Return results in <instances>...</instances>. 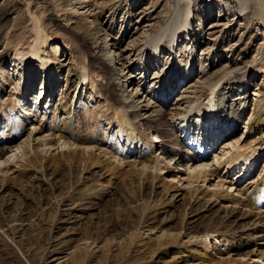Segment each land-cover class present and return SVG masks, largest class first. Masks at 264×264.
Returning <instances> with one entry per match:
<instances>
[{"label": "rangeland", "instance_id": "obj_1", "mask_svg": "<svg viewBox=\"0 0 264 264\" xmlns=\"http://www.w3.org/2000/svg\"><path fill=\"white\" fill-rule=\"evenodd\" d=\"M189 1L199 13L193 21V27H197L198 17L205 19L202 26L204 38L201 42L204 45H200L199 42V45L195 47L197 56H201L202 52L203 56L206 55L212 46L213 49L219 50L217 63L207 72V77H211L214 81L220 75L228 73L224 81L222 80L223 82L221 81L216 87L215 93L221 89V92H226L227 97L230 98L229 104L232 102L235 107L243 108L242 121L239 125L241 131H237L229 140L211 145L207 150L209 166L206 168L208 173L206 180L203 182L201 178H196L197 175L191 169L180 167L181 163L174 161L167 163L160 155L158 140L154 138L155 136H150L151 133L147 127L136 121L137 124L134 123L138 130L145 134L143 139L145 142L148 141V145L152 141L149 147L158 161H161L155 168L152 164L146 172L160 177L162 182L156 181L155 187L148 183L140 189L136 185V179L120 183L113 181L114 185L107 189L108 194L91 201V208L71 204L73 201L71 197L74 194L82 195L87 192V188L92 184L103 183L105 186L108 179L103 176L97 178V169L90 174H79L78 170L69 172L70 190L68 191L67 172L54 175L53 170L48 169L42 177L40 173L22 172L21 166L25 164L19 162L14 165L17 160L12 157L14 161L11 159L4 164L7 169L10 168L9 171L7 174L0 173V177L15 178L21 173H25V177L21 179V184H10L4 190L0 189V264H199V261H190L186 253L194 246H197L199 250L205 248L215 262L235 260V264H264V261L260 262L257 257L249 256L252 251L257 255L260 252L264 253L263 238H257L258 243L255 246L251 239L244 242L237 241L241 236L251 233L245 230L255 227L258 222L263 224L264 221V208L263 214L251 213L252 215L250 214V217L246 219L240 217L245 213V208L241 205L252 193L253 177L256 175V179L257 168H261L264 163V150L257 153L260 159L254 168L244 166L242 161L228 170V165L225 163V158L227 160L239 152L245 155L242 159L250 156L252 152V142L255 139L253 137L246 139V132L250 126L248 119L253 108L252 103L262 101L264 98L263 93L259 91L264 78V26L260 20L252 18L250 11L243 12V16L239 19H237L238 16H231L238 10L239 0ZM260 1L264 5V0ZM104 2L105 0H0V57H3V64L0 66V83H5V92L0 95V121H3L5 115L15 117L12 103L17 102V99L21 97L25 100L34 98L38 80L42 79V72L37 61H33L25 73L21 72L20 66L16 67L19 62L12 63L16 60L15 50L27 49L31 42L30 24L28 22L24 24L30 19V13L40 20L47 35V48L53 64L60 68L58 81L52 69L50 71L53 88L50 90L49 97L45 99V102H48L47 107L43 106L42 109L39 105L38 113L33 115L35 118L23 119L27 125L26 129L32 131L29 140L33 147H36L41 139L52 142L54 136L51 134L53 131L56 134V129H53L65 123L67 116L60 108L65 106L70 98V93L66 94L69 91V70L84 60L90 72L89 66L93 65L91 41L99 40L102 44L104 37L107 36L106 43L110 45V50V47L113 48V41L109 42L110 38L116 36L121 22L125 21L127 24L130 23V27L126 30L131 32L125 41V46L130 44L131 40L137 39L135 42L137 45L132 52L138 55L137 59L147 53L152 55L150 45L145 39L147 35L164 26L173 14L176 3L175 0H113L111 4ZM251 2L253 1L247 3V8L251 6ZM145 8L150 9L146 11ZM126 10L131 16L129 22L125 16ZM219 10H224L220 17ZM222 14L225 16L222 17ZM146 15H151L150 21L148 17H145ZM210 26L216 27L210 30ZM75 27L80 33L87 32L90 36L72 38L70 34ZM139 42L141 45L138 44ZM77 46L80 49H77ZM183 46V44L179 45L175 54L171 53L173 50L165 53L164 63L170 60L171 67L172 63L175 64L176 54L180 62L181 58L187 54ZM158 55L154 58L155 61L157 60V67L154 65L156 69L154 67L151 69L149 78L154 75L155 70H159L160 63L163 64L162 59L159 63ZM96 66L100 68L99 71L90 73L94 88L87 86L86 90L82 86L80 89L79 85L72 94V98L76 95L74 104L77 101L75 108L72 105L69 111V118L73 121L75 143L62 149L52 143L51 146L45 147V150H48L46 158L50 154L57 155L60 152L76 151L77 154L82 148L96 156L102 152L100 158L107 153L102 159H109L111 163L119 161L122 157L116 154L121 153L124 143L108 142V136L111 135L115 141H118L119 133L116 128L109 130V126L107 127L109 111H107V102L102 96L106 91L107 96L115 98L114 89L110 84H106L107 75L104 64L97 63ZM135 74H138V71H135ZM131 76L129 80L136 85V78L139 77L134 74ZM100 85L106 89L101 95ZM13 87L16 89L13 90ZM210 93L205 91L200 101L203 105L200 108L207 107L210 99L214 98ZM176 95L175 93L173 101L176 100ZM84 96L87 100H83ZM5 104H10L8 109L5 108ZM215 104L213 111L220 116V107ZM221 111L225 112L226 108L221 107ZM197 115L196 113L190 119L193 130L191 129L189 134L194 139L195 148L205 151V148L200 146L203 131L202 126L199 128L201 117ZM50 126L51 128L53 126V129ZM26 139L24 135L19 143ZM136 154L138 156L136 161L129 157L117 163L120 171L128 169L126 164H134L135 170L141 168L143 152L139 153L138 150ZM112 155L116 158H112ZM214 156L220 164L216 165L212 162L211 158ZM4 165L0 167L3 168ZM159 168L162 170L159 171ZM241 170H243L242 173ZM170 171L176 178L171 180ZM188 176L191 177L190 182L187 180ZM197 188H199L195 192L197 198L193 202H189L188 197L182 201L175 199V189L192 192ZM213 192L219 193L221 197L224 193L231 195L226 199L233 198L232 202L225 203L226 201L221 199H215L214 202L211 200V202L208 195ZM169 200L172 202L167 203ZM154 203L156 205L165 203V206L164 208L154 207ZM148 204L150 208L146 211L147 209L142 207ZM224 213L232 217L220 219L219 216L223 217ZM262 228L263 226L257 229V236H261ZM234 232H240V234L239 238L234 239L238 247L232 252L231 244L226 243L227 246L221 240L227 239Z\"/></svg>", "mask_w": 264, "mask_h": 264}, {"label": "bare ground", "instance_id": "obj_2", "mask_svg": "<svg viewBox=\"0 0 264 264\" xmlns=\"http://www.w3.org/2000/svg\"><path fill=\"white\" fill-rule=\"evenodd\" d=\"M175 1L176 3L174 6L173 14L165 22L164 26L158 31L147 35L145 39V41H147L150 45L152 55L151 53H147L142 55V57H138L137 59L138 55L132 53L134 52L137 45L135 44L137 39L131 40L130 44H127V46H125L126 39L129 35H131V32H129V30H126V28L130 27V23L127 24V22L125 21L121 22L122 25L120 24V30L116 34V36L110 38L109 42L113 41V48L110 47V50V45L106 43V41L108 42L107 36L104 37L102 44L99 40L91 41L90 46L93 49V65L89 66L90 72L84 60L77 63L76 66L70 68L69 70V91L66 94L68 95L70 93V98L69 100H67L65 106L60 108V110H64L63 113L67 116L65 123L59 128L57 127L53 129V126L52 128L50 126L51 129H56V134L55 131L51 130L53 131L51 135L54 136L53 141L51 142L41 139L39 143H37L36 147H33L30 144L29 139L32 131L26 129L27 125H25L24 120H31L32 118H35V116L33 115H35V113H38L37 106L40 105L42 108L43 106L44 108L47 107L48 102H45V99L47 98V96L49 97L50 90L53 88L52 87L50 89V85L53 86V78L51 77L50 71L52 69V73L55 74L56 80L58 81V70L60 68L55 67V65L53 64L51 55L49 54L50 52L47 48V35L42 28L40 20H38L35 15L30 13V19L25 21L24 24H26L27 22L30 24L29 33L31 42L29 43L27 49L15 50L14 56L16 60L12 61V63L19 62L16 67L20 66L21 72L25 73L28 71L30 64L33 61H37L38 66L40 67L42 72V80L40 79L42 83L40 84L38 80L36 90L34 91V98L25 100L21 97L17 99V102H14L15 104L12 103L13 105L11 106H14L12 107V110L15 114V117L12 115L7 116L4 114L6 116L5 117L3 115L5 118L3 119V121H0V166L8 163L9 160L14 157V159L16 158L17 160L14 165L19 162L25 164L21 166L22 172H34L35 174L40 173L41 177L43 176V173L48 171V169L53 170L52 172L54 175L63 172H67L68 175L69 172H73L76 170H78L79 174H90L94 169H97V171L100 173L99 174L97 172V178L103 176L104 178L108 179L105 186H103V183L97 185L92 184L89 188H87V192L83 193L82 195L74 194L73 197H71L73 198L71 204H78L79 206H84L85 208H91V201L100 199L108 194L107 189L108 187H111V185H114L113 181H119L120 183L127 181L131 182L133 179H136V185L140 189H143L144 186L148 183H150L151 186L155 187L154 183L156 181H161L160 177L152 176L151 173L146 172V170L149 169L152 164H154L152 167L155 168V166H157L158 163L160 164L161 161H158V158L153 155V152L149 147L152 141H150L148 145V141L146 140L145 142V139H143V135L145 134H143V132H140L136 127V122H141L142 125L147 127L148 131H150V136H155L154 138L158 140V145H160L159 148L161 150L160 155L165 158L164 160H166L167 163H170V161L181 163L180 167H187L188 169H191L192 172L197 175L196 178H201V180H203L204 182L208 176L206 168L209 166V156L208 154H199L198 150H196L195 148L193 149V145L189 144L192 142L190 139L191 136L188 135L192 129V124L190 122L191 117H194L196 113L198 114V117H201L199 128H201L202 126V130L204 132V135L206 136V138H202L201 144H205V149L209 150L211 145L214 144L215 139H217L219 143L224 142L234 137L237 131L240 130L239 125L242 121L241 118L243 114V108L241 109L239 106L235 107L234 105H232V102H230L229 104V101H231L230 98L227 97L226 92H221V89L220 91H216L215 93L216 87L221 83L223 79H225V77H227L228 73L220 75L214 81H212L213 79L211 80V77H207V72L212 69V67L217 63L216 59L219 56V50L213 49L212 46L210 49L208 48L209 51H207V54L204 56L202 55L203 52L201 56H197V53L195 52V47L199 45V42L200 45H204L201 42L204 38L202 26H204L205 19L202 17H198V23L196 25L197 27H195L198 29L196 30L193 27V21L199 14L197 9H194L192 7L189 0ZM249 1L251 0H239L238 10L235 11L231 16H238L237 19H239L243 16V12L250 11L252 18L260 20L262 25L264 26V5L260 0H252L253 2H251L250 4L251 6L247 8L246 5ZM112 2L113 0H105L104 3L111 4ZM144 10H146V8ZM223 11L219 10V17L221 15V12ZM129 15L130 14L126 10L125 16H127L126 18L128 19V22L131 18V16ZM150 16L151 15L145 16L148 17V21H150L149 19L152 18H149ZM224 16L225 14H222V17ZM111 25H113V23H111ZM215 27L216 26H210L209 29L211 30ZM76 28L77 27H75V29H73L74 31L70 34L72 38L78 36L79 38H83V36H90L89 34H87V32L80 33ZM138 44L141 45L140 42ZM181 44H183V47L186 48L187 54L182 58L180 57V62H178L179 60L177 59V54L175 59L172 54V60L174 59L175 64L172 63V66L170 67V60L164 63L166 59L165 53H170L173 50V52L171 53L175 54V52L178 51L177 47ZM77 49L80 48L77 46ZM114 49L115 51H113ZM157 54H159V63L162 59L163 64L161 65L160 63V67L158 68L159 70H155L154 75L149 78L152 73L151 69L153 67L155 68L154 65H156L157 60L155 61L154 58L157 57ZM133 56H135L134 59H132ZM2 58L3 57H0V66H2L3 64ZM97 63L104 64V67L106 69L105 73L107 75L106 84H110L114 89L113 93L115 98L107 96L105 91L106 89H103V85H100L99 92L101 95V93L105 91L102 96L103 100L107 102V111H109L107 118V127L109 126V130L111 128H116L119 133L118 141H115L113 136L111 135L108 136V142L118 144L124 143L121 153L116 154L117 156L119 155L122 157L119 161H112L111 163L109 159H102L107 154L104 153V151L103 157L101 156L100 158L102 152H100L99 155L96 156L94 155V153L88 152L87 150H85V148H82L77 154L76 151H73L72 153L60 152L57 155L50 154L46 158L45 155L47 154L48 150H45V147L51 146L52 143H54L55 146L61 149L63 147L65 148V146L71 145V143H75L73 121L71 118H69V111L72 105L75 108L77 101L76 104H74L76 95L72 98V94L73 92H75L79 85L80 89L82 88V86H84L86 90L87 86H90L91 89L94 88V81L90 78V73L99 71L100 68L96 66ZM52 66L54 67L52 68ZM135 71H138V74H135ZM132 74L139 77L136 78V85H134L135 83H132V81L129 80L131 79ZM141 77H143L142 81L140 80ZM4 84L0 83V95L5 92ZM15 89L16 88L13 87V90ZM205 91L211 92V96H213L216 100H213L214 98H211L209 105L202 109L200 108V106H202L203 104H201L200 101L201 98L205 95ZM259 91L264 95V78L261 82ZM175 93L177 94L175 98L176 100L173 101V96ZM83 100H87L86 96H84ZM213 102L220 107V116H218L216 112L213 111ZM5 106V108L8 109L7 107H9L10 104H5ZM221 107L226 108V111H221ZM252 107L253 108L251 109V114L248 119V121L250 122V126L248 127V130L246 132V139H248L249 137H253L255 139L252 142V149L251 147L249 148L252 151L251 155H248L246 158L242 159V157L245 155L243 152H239L234 157L228 158L227 160L225 158V163L226 165H228V170L229 168H232L242 161L245 164L244 166H248V168L252 166L254 168L259 163L260 159L257 153L264 150V98L262 99V101H256L252 103ZM215 109H217V107H215ZM151 125L154 126L151 127ZM49 133L47 135H49ZM24 135L27 139L22 143H19V140ZM42 138H44V136ZM138 150L139 153L141 151L143 152V159L142 162H140L142 163L141 168L139 170H135L136 166L134 164H126V166H128V169L125 171H120L118 167L119 164L117 163L124 159L127 160L129 157L133 158L136 161V159H138V156L136 154ZM112 158L116 157H113L112 155ZM252 158H254L253 161ZM211 159L212 162L216 163V165L217 163L220 164L216 156ZM14 165H12V167ZM259 166H261V164ZM259 168L260 167L257 168L256 179V175H254L253 177V183L255 184L252 183L253 187L251 190L252 193L250 194L251 196H248L249 198L246 197L244 203L240 201V203H242L241 207L245 208V213L240 216L241 219L250 217L251 213H262V209L264 208V163L262 164L260 171ZM9 169L10 168L7 169L4 165L3 168L0 167V173L7 174ZM158 170L161 171L162 168H159ZM242 171L243 170H241V173ZM241 173L239 172V175ZM176 174L179 173L176 172ZM169 175L172 176L171 180L176 178L175 174L171 173V171ZM210 176H213V174H210ZM23 177H25V173H21L15 178L0 177V189L4 190L10 184H21V179ZM187 180L188 182H190L191 177L188 176ZM71 184L73 185V183ZM69 185L70 181L68 175V191L70 190ZM216 186H218V184ZM230 188H232V186H230ZM198 189L199 188H197L196 190L194 189L192 192L175 189V199H179V201H182L184 198L188 197L189 202H193L197 198L195 196V192H197ZM204 194L208 193L204 192ZM228 197H231V195L227 193H224L222 197L221 195H219V193L215 192L208 195V199L210 201L212 200L213 202L215 201V199H221L224 202L226 201L225 203H229L230 201L232 202L233 198H230L228 200L226 199ZM68 198H70V196ZM83 200H85V202H83ZM210 201L209 205L212 204V201ZM170 202H172V200H169L167 203ZM149 205L150 204L142 208L147 209L146 211H148L150 208ZM153 206L164 208L165 203L157 205L156 203H154ZM206 211L208 212L209 210ZM141 217H139V219ZM230 217L232 216L226 215L225 213L223 217L219 216L220 219H229ZM209 219L211 220V218ZM261 226H263V228L260 230L261 236H257V229ZM248 230L251 231V233L241 236L237 241L242 242L243 240L244 242V240L251 239L252 243H254L253 245L255 246L256 243H258L257 238H263L264 240V221L263 224H259L258 222L255 224V227L247 229L245 231ZM239 234L240 232H234L230 234L227 239H222L221 242H224L225 244L230 243L231 251L233 252L234 248L238 247L236 246V241L234 239L235 237L239 238ZM219 237L224 238L223 236ZM259 241L262 240L259 239ZM215 246L217 247V245ZM186 253L190 258V261H199V264L236 263L235 260L215 262L214 259L209 255L208 251L205 250V248L199 250L197 246L188 249ZM249 256L257 257L260 262L264 261V253L262 254L260 252V254L257 255L254 251H252Z\"/></svg>", "mask_w": 264, "mask_h": 264}]
</instances>
